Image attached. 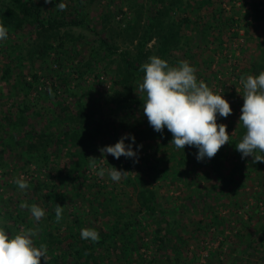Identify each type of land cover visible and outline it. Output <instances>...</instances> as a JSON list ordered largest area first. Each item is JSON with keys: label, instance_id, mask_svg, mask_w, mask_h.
Returning a JSON list of instances; mask_svg holds the SVG:
<instances>
[{"label": "rangeland", "instance_id": "obj_1", "mask_svg": "<svg viewBox=\"0 0 264 264\" xmlns=\"http://www.w3.org/2000/svg\"><path fill=\"white\" fill-rule=\"evenodd\" d=\"M34 1L45 20L57 14L59 27L53 30L57 36L49 39L51 49L41 57L27 55L29 49L41 42L32 25H25L17 33L10 32L6 40L0 41V226L10 234L38 226L37 247L43 243L47 253L58 254L70 250L72 244L91 241L81 239L82 228L98 231L115 223H133L134 244L138 247L133 255L142 264H151L152 257V264H264V162L254 163L251 156L242 158L231 147L215 162L198 161V149L193 146L178 150L171 145L165 154L162 150L154 151L150 142L135 141L133 150L137 151L138 162L124 156L116 159L111 154L97 162L129 172L114 182L107 175L98 176V168L89 167L88 158L101 159L100 148L115 145L125 134L136 137L134 131L148 122L143 105L126 107L120 98L122 91H113V82L120 79L117 73L124 63L123 51L137 56L139 35L153 18L168 19L160 13L166 11L165 6L172 7L166 11L170 19L190 18L198 24L191 32L182 29L189 37L188 44L183 42L181 49H173L165 56L158 50L156 37L148 38L143 49L145 60L155 55L167 61L178 59L176 65L183 60L195 67L197 80H203L214 94L223 95L230 103L232 114L227 118L217 114V123L227 125L230 139L235 136L243 106L240 77L257 76L264 71V0H212L210 5L182 0L173 6L168 4L170 0ZM61 2L67 5L64 11L56 8ZM215 12L219 15L212 18ZM80 17L83 24H75ZM226 17L233 19L230 25H226ZM204 19L214 27L204 30ZM105 43L117 47V52L110 54ZM6 44L14 47L12 54L2 50ZM6 67L12 70L8 82L2 79L7 78L3 71ZM65 81L75 95L65 94ZM53 82L62 95L61 106L76 111L78 99L89 116L88 162L64 179L58 173L61 166L53 161L56 145L48 151L51 163L37 164L27 155L25 144L18 141V131H11L16 136L12 146L2 127L23 105L27 107L23 126L29 133L67 129L69 113L60 111L59 97L50 89ZM139 93V88H135L130 95ZM130 143L131 139L125 140V144ZM66 149L62 147L63 152ZM171 150L178 156H188L185 161L177 157L174 162ZM60 156L61 163L65 156L62 152ZM145 157L157 161L149 174L142 175L138 165ZM21 178L29 185L25 191L15 183ZM144 186L156 192L157 211L146 212L140 207L137 194ZM51 189L62 195L58 199L64 207L60 222L55 218L56 206L49 200ZM23 202L45 210L38 225L29 209L20 207ZM162 219L169 223L167 227L159 223ZM171 228L174 233L167 240L164 238L166 241L160 247L151 242L156 234L163 235ZM75 231V238L68 236ZM114 236L118 242L119 234ZM118 248L117 244L110 248L97 245L94 250L108 253L116 261ZM44 263L42 257L41 264Z\"/></svg>", "mask_w": 264, "mask_h": 264}, {"label": "trees", "instance_id": "obj_2", "mask_svg": "<svg viewBox=\"0 0 264 264\" xmlns=\"http://www.w3.org/2000/svg\"><path fill=\"white\" fill-rule=\"evenodd\" d=\"M199 1L200 5H203L205 3H208L209 5L213 4L212 0ZM181 2L182 0H170L168 1V4H171L173 6L176 5V3ZM165 8L166 11L172 9V7L169 9V6H165ZM166 11H160V13H163L167 16L168 19L166 21L163 20L161 17H154L153 20L146 27V31L139 35V50L137 52V56H130L131 54L127 51H123L122 53L124 63L122 68H120L119 72L117 73L120 79L114 80L113 82V91L116 94H119L120 90L122 91L120 94V98L128 108H131L135 105H143L144 100L146 98V95L141 92L135 96L130 95V92L135 88L138 90L139 83H142L143 81L142 80L141 82H138L143 78L144 75V73L141 71L140 66L148 62L147 60H145L146 55H144L143 53L145 42L148 40V38L150 39L152 36L156 37L159 47L158 50L160 51L162 56H165V54H167L173 49H181V44L183 42L186 41L184 44H188L187 39L189 37L187 36V34H185V32L182 33V29H186V31L191 32L195 28L194 24H198V22H196L197 20L192 21L190 18H183L177 20L171 17L170 19ZM217 12L212 14V18L217 17L219 15V13ZM56 15L57 14L53 15V17H50L48 19L46 18V20L45 18H42L40 15V10L34 0H0V23H2L9 30L8 34L10 32L17 33L25 25L34 26V29L36 31V38L41 42L36 48L33 47V49H29L27 55H30V58H32V55L34 54H36L37 57H41L44 55V52L51 49V43H49V39L51 37L53 38L54 36H57V32L53 30L59 27V22L55 19ZM204 20L205 24L202 25L204 30L214 27V25L208 19ZM226 21L228 22L226 25H230L233 22V19L231 17H226ZM74 23L83 24V19L80 17L79 21H74ZM182 37L185 38L184 41H182ZM105 44V47L110 54H114L117 52V47L109 45L108 43ZM2 50L9 54H12L15 51L14 47L10 44L4 45ZM18 56L21 57L20 53L18 54ZM162 59H164V57ZM177 62L178 59L174 61L168 60L170 66H177ZM87 64L89 65V62H87ZM3 71H5V74H7L5 75V77H7L10 76L12 70H10L9 67H6L5 69H3ZM2 79L8 82L10 78L7 77ZM54 84L55 82H53V85L50 86V89H52L54 91L53 93L59 97V101L57 102V104L61 106V104H63L61 102L62 95L58 93L57 86H55ZM63 91L65 92V94L75 95L74 91L67 85L66 81L64 83ZM76 101V111H72L69 109V107L67 108L64 105L60 107L61 112L67 111L69 113L66 116V123L69 125L67 129L62 131L56 130L57 133L55 131L37 135L33 133L31 134L27 129H24L25 127L23 125L25 123L26 118L24 113L26 112L27 107L23 105L19 106L16 110V113L10 116V120H8V122L2 125V127H4V129L8 132V137L10 138L9 143L13 146V141H15L16 136L11 131L17 130L19 133L18 141L25 144L27 155L31 156L33 162L41 165L51 163L50 154L48 153V151L53 145H56V152L52 154L54 156L53 161L57 165L61 166L60 168H58V173L61 172L63 174V179L70 177L74 170L79 171L83 169L88 162L86 150L89 144H91L90 139L86 137V132L89 129V116L86 114V108L85 106H83L80 100L76 99ZM126 101H128V103H126ZM59 117H57V119ZM237 130L238 131L235 133V136H233L229 140V144H225L224 147H221L219 152L215 155L216 158H211L213 162L217 161V157L220 158L223 154V151H227L226 149H230V147L232 151H237L235 145L242 139L246 131L242 124H238ZM134 134L136 136V142H150L151 148L154 149V151L162 150L166 154L167 148L172 145L170 141L173 139V137L172 134L167 130V128L163 130V133H158L150 126L148 122L145 123L142 127H139L137 131H134ZM25 138L29 139L25 141ZM64 146H66L67 149L63 152L62 147ZM172 147L175 146L173 145ZM60 152H62V155L65 156L64 161L61 163L60 160L62 159H60ZM170 155L171 159H173L174 162L177 161V157L185 161L188 156L187 154H181L178 156L177 153L172 150ZM163 158L164 157L161 156L159 162L162 163ZM204 159L210 160L207 157H205ZM154 161L157 160L154 159ZM154 161L148 159V157H145L143 159L142 164L138 165L139 170L142 172V175L149 174V171L155 168ZM164 161L166 162L165 159ZM236 169L237 168H233V171ZM165 171L166 173L168 172L164 169V172ZM128 180L130 181V179ZM50 192L51 193L48 194L49 200L53 206H56V204H58V199L62 196L61 192L59 193L58 191H55L53 189H51ZM137 195V200L140 203V207L142 209H145L146 212H153L158 210L156 192L153 189H150L149 186L142 187V189L138 190ZM19 216L20 215L18 214V217ZM215 217H213V219ZM139 221L142 220L139 219ZM139 221L137 222V225H139ZM159 223L161 225L164 224L165 227H167V225L169 224L164 219L159 221ZM133 227V223H115L113 227H101L97 231L100 235V239L98 242H75L77 245L72 244V248L70 250H66L58 254H54L52 253V251H50L51 253H47L48 258L46 264H58V262H60V264H142V261L133 255L134 251L138 248L134 244L135 237L133 232L135 228ZM116 233L119 234L118 242L114 241V235ZM173 233V228L167 229L166 231H164L163 235L158 233L155 235V237H152L151 242L153 244H157V246L160 247L159 245H162L164 241L169 238V235ZM77 234L78 231H75L73 234L68 236H73L75 238ZM164 238L166 240H164ZM115 244H117L118 246L120 245V248L117 249L118 257H116V261L112 260L109 257L111 256L110 254L105 252L96 253V251L94 250V247L97 245L100 247L107 245V248H110L112 245ZM179 247H181V245ZM176 253L180 252L177 251ZM136 260L139 261H137L136 263ZM150 261L151 264L155 262L153 257Z\"/></svg>", "mask_w": 264, "mask_h": 264}, {"label": "clouds", "instance_id": "obj_3", "mask_svg": "<svg viewBox=\"0 0 264 264\" xmlns=\"http://www.w3.org/2000/svg\"><path fill=\"white\" fill-rule=\"evenodd\" d=\"M52 0H45L51 3ZM64 3L56 4L60 11L66 10ZM8 29L0 23V41L8 38ZM144 73L143 82L139 83V91L146 95L143 103V112L150 126L158 133L167 130L172 134L170 141L178 150L185 146H194L198 149L197 160L205 157L211 159L219 152L221 147L229 144L230 135L227 125L217 123V114L227 118L233 109L223 95L215 93L203 81L197 80L196 68L187 61H180L177 66H170L168 61L151 56L148 62L140 66ZM243 86V106L239 117V124L244 127L245 134L235 145L242 158L251 156L253 162H264V71L259 75L240 77ZM126 139L132 143L125 144ZM135 137L125 134L113 146L100 148L101 159L89 158V167L97 171V175H107L112 181L119 182L125 174L117 170L98 165L103 157L111 154L119 159L136 158L137 151L133 150ZM142 147V145L140 146ZM15 183L19 189L25 191L29 185L24 179H17ZM23 209H29L31 216L38 223L45 217V210L36 204L26 202L20 204ZM64 207L56 204L55 218L60 222L63 218ZM3 222L0 221V224ZM39 234V227L21 228L18 233L10 234L5 227L0 226V264H41V258L47 261V246L41 243L38 247L35 238ZM81 239L98 242L99 233L93 228H82Z\"/></svg>", "mask_w": 264, "mask_h": 264}]
</instances>
